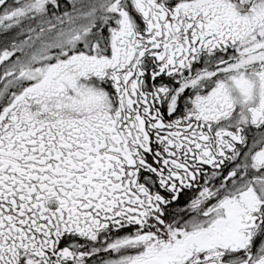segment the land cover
Wrapping results in <instances>:
<instances>
[{"label":"snow or ice","instance_id":"6c2138e0","mask_svg":"<svg viewBox=\"0 0 264 264\" xmlns=\"http://www.w3.org/2000/svg\"><path fill=\"white\" fill-rule=\"evenodd\" d=\"M0 264H264V0H0Z\"/></svg>","mask_w":264,"mask_h":264}]
</instances>
